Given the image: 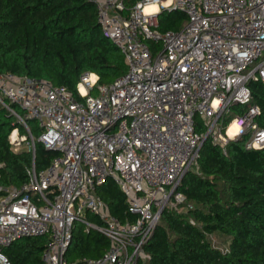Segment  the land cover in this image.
<instances>
[{
  "label": "built area",
  "instance_id": "1",
  "mask_svg": "<svg viewBox=\"0 0 264 264\" xmlns=\"http://www.w3.org/2000/svg\"><path fill=\"white\" fill-rule=\"evenodd\" d=\"M93 1L104 36L125 57L124 74L103 84L86 72L75 93L0 72V103L26 130H11L12 149L27 143L35 151L28 123L35 119L38 140L59 152L45 169L33 163L23 185L0 184V264H13L4 247L44 235L41 264H147L145 245L164 209L184 202L178 188L198 166L204 141L225 153L230 140L244 136L246 148L264 147L249 85L264 80V0H137L127 11L125 0ZM150 4L157 9L147 10ZM164 9L185 12L187 22L160 30ZM108 178L135 219L121 220L98 195ZM77 222L108 239L102 255L67 258Z\"/></svg>",
  "mask_w": 264,
  "mask_h": 264
},
{
  "label": "trees",
  "instance_id": "2",
  "mask_svg": "<svg viewBox=\"0 0 264 264\" xmlns=\"http://www.w3.org/2000/svg\"><path fill=\"white\" fill-rule=\"evenodd\" d=\"M137 0H125L126 11ZM159 29L178 30L187 22L179 9L162 10ZM127 71L119 47L104 36L93 0H0V72L47 79L76 92L82 74L94 72L99 83H110ZM253 100L261 109L264 128V80H252ZM230 120H225L228 122ZM36 138L35 151H14L9 134L26 130L0 103V184L21 186L34 163L45 169L59 153L38 140L40 128L28 121ZM197 129L202 130V123ZM247 137L230 140L223 148L207 138L198 166L183 177L179 190L185 200L162 212L145 245L147 264H264V147L246 148ZM110 211L133 220L126 195L108 178L97 188ZM89 219L97 221L95 215ZM227 242L219 248L210 236ZM48 236L20 238L3 248L13 264H41ZM109 245L97 230L75 226L69 247L78 257H98ZM68 254V253H67ZM139 264H142L141 262Z\"/></svg>",
  "mask_w": 264,
  "mask_h": 264
},
{
  "label": "rangeland",
  "instance_id": "3",
  "mask_svg": "<svg viewBox=\"0 0 264 264\" xmlns=\"http://www.w3.org/2000/svg\"><path fill=\"white\" fill-rule=\"evenodd\" d=\"M19 109H20V108H19ZM239 109H242V106H240ZM235 113H237V112H236V107H233V108H232V112L228 113V114L225 116V120H227V119L233 117V116L235 115ZM30 121H31V120H30ZM32 121H34V122L36 123V125H38L37 120L33 119ZM197 123H198L197 125H199V124L201 125V123H202V118H201L200 116H197ZM203 130H204V128H203V126H202V130H201V131H203ZM27 147H28V144H27V143H23V145L20 147L19 150H22V149L27 148ZM76 226H78V229H79V227H82V226L84 227V225L81 224L80 222H77ZM210 239H211V240H212V241H213V242H214L219 248H221V249H223V250H226V248H227V242H226L221 236H219L218 234H213V235L210 236ZM75 254H76V252H75L74 248H71V250L68 251L67 258H68L69 260H71ZM75 259H76V258H75Z\"/></svg>",
  "mask_w": 264,
  "mask_h": 264
},
{
  "label": "bare ground",
  "instance_id": "4",
  "mask_svg": "<svg viewBox=\"0 0 264 264\" xmlns=\"http://www.w3.org/2000/svg\"><path fill=\"white\" fill-rule=\"evenodd\" d=\"M157 9V5L156 4H150L147 6V10H156ZM234 130V125L230 126L229 131L233 132Z\"/></svg>",
  "mask_w": 264,
  "mask_h": 264
}]
</instances>
